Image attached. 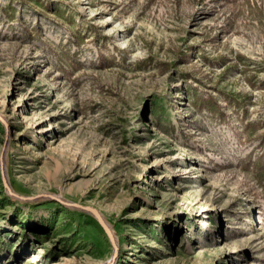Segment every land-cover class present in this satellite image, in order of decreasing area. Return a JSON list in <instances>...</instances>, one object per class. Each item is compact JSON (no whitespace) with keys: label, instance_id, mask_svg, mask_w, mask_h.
<instances>
[{"label":"rangeland","instance_id":"obj_1","mask_svg":"<svg viewBox=\"0 0 264 264\" xmlns=\"http://www.w3.org/2000/svg\"><path fill=\"white\" fill-rule=\"evenodd\" d=\"M69 203L115 264H264V0H0V264L110 262Z\"/></svg>","mask_w":264,"mask_h":264},{"label":"water","instance_id":"obj_2","mask_svg":"<svg viewBox=\"0 0 264 264\" xmlns=\"http://www.w3.org/2000/svg\"><path fill=\"white\" fill-rule=\"evenodd\" d=\"M3 181H4V184L7 188V190L10 192V194L12 196H14L16 198H22V197H19L18 195L14 194L12 192V190H11L10 186L8 185V182H7L5 177H3ZM22 199H24V198H22ZM68 205H70L74 208H78L80 210L86 211V212L90 213L96 219V221L98 222V224L100 225V227L102 228V230L104 231L106 236L108 237V239H109V241L113 247V254H112L111 260L107 264H115L116 259L118 257L119 249H118V246L116 244L114 234L112 233L111 229L109 228V226L107 225V223L105 222V220L103 219L101 214L98 212V210H96L95 208L89 207V206H82V205L76 204V203H69Z\"/></svg>","mask_w":264,"mask_h":264},{"label":"bare ground","instance_id":"obj_3","mask_svg":"<svg viewBox=\"0 0 264 264\" xmlns=\"http://www.w3.org/2000/svg\"><path fill=\"white\" fill-rule=\"evenodd\" d=\"M155 163H156V162H155ZM155 163H154V164H155ZM259 218H260V217H259ZM260 222H261V220H260Z\"/></svg>","mask_w":264,"mask_h":264}]
</instances>
